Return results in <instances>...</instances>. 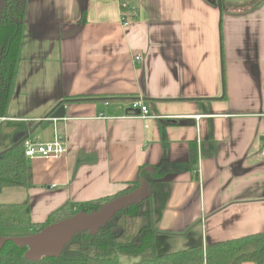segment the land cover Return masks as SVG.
<instances>
[{"label":"crops","instance_id":"obj_1","mask_svg":"<svg viewBox=\"0 0 264 264\" xmlns=\"http://www.w3.org/2000/svg\"><path fill=\"white\" fill-rule=\"evenodd\" d=\"M26 2L3 118L44 132L38 143L62 137L67 153L26 158V186L0 193L17 205L15 234L112 199L142 170L166 172L156 228L184 234L175 247L264 229V0Z\"/></svg>","mask_w":264,"mask_h":264},{"label":"trees","instance_id":"obj_2","mask_svg":"<svg viewBox=\"0 0 264 264\" xmlns=\"http://www.w3.org/2000/svg\"><path fill=\"white\" fill-rule=\"evenodd\" d=\"M6 2L0 21V117L5 115L10 87L16 75L24 17L22 0ZM70 102L75 100L67 99L61 105ZM25 131V125L21 123L0 121V193L5 188L26 186L24 141L17 144L13 142L18 133ZM141 173L140 179H146L153 197L120 211L97 233L85 231L76 234L62 253L54 258L28 260L27 247L7 241L0 251V264H264V229L257 234L208 245L202 241L200 233H195L192 238H187L183 246L175 247L169 236L182 237L184 234L168 235L156 228L163 214L164 198L169 191V187L162 182L166 172L142 170ZM139 181L112 199L63 206L46 221L32 226L26 234L4 233L5 229L21 226L22 221L18 218L16 204L0 203V236L24 237L36 234L46 226L69 219L76 213L95 212L103 204L134 191L139 187Z\"/></svg>","mask_w":264,"mask_h":264},{"label":"water","instance_id":"obj_3","mask_svg":"<svg viewBox=\"0 0 264 264\" xmlns=\"http://www.w3.org/2000/svg\"><path fill=\"white\" fill-rule=\"evenodd\" d=\"M7 0H0V21L2 12L6 6ZM23 2V11L25 10L26 0ZM219 9L222 7L221 0H217ZM53 119L65 118V104H59L49 115ZM20 132L14 138V144L25 141L33 133ZM152 197L151 186L143 178L139 181V187L126 196H121L112 201L103 204L99 210L92 213H76L69 219H65L55 224H51L42 229L41 232L20 237L0 236V251L7 241H12L18 246L27 247L26 258L32 261H39L43 257L54 258L59 256L71 239L78 233L89 231L91 234L97 233L101 227L110 222L117 213L128 208L130 205L141 204L146 199Z\"/></svg>","mask_w":264,"mask_h":264},{"label":"built area","instance_id":"obj_4","mask_svg":"<svg viewBox=\"0 0 264 264\" xmlns=\"http://www.w3.org/2000/svg\"><path fill=\"white\" fill-rule=\"evenodd\" d=\"M126 24V22H125ZM142 60L141 56L136 57V60ZM132 109L138 110V117L149 118V112L146 106L143 105L141 101L135 102L132 104ZM6 119L0 117V121H5ZM24 154L26 158H42V159H54L60 158L67 153V145L62 137H57L53 142L50 143H41L35 142L30 138L25 139L24 141ZM264 151V150H263Z\"/></svg>","mask_w":264,"mask_h":264},{"label":"rangeland","instance_id":"obj_5","mask_svg":"<svg viewBox=\"0 0 264 264\" xmlns=\"http://www.w3.org/2000/svg\"><path fill=\"white\" fill-rule=\"evenodd\" d=\"M44 132H40L39 134H36V133H34V134H32L31 136H30V138L31 139H36V140H39L40 138H42V136L44 135L43 134ZM23 225V224H22ZM19 226V227H13V228H10V229H5L4 230V233H9V234H11V235H14L15 233L14 232H21V231H24V228H23V226ZM5 231H7V232H5ZM14 233V234H13Z\"/></svg>","mask_w":264,"mask_h":264},{"label":"flooded vegetation","instance_id":"obj_6","mask_svg":"<svg viewBox=\"0 0 264 264\" xmlns=\"http://www.w3.org/2000/svg\"><path fill=\"white\" fill-rule=\"evenodd\" d=\"M4 11V10H3Z\"/></svg>","mask_w":264,"mask_h":264}]
</instances>
